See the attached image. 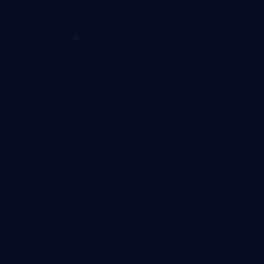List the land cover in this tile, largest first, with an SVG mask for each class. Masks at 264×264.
I'll use <instances>...</instances> for the list:
<instances>
[{"label": "water", "instance_id": "1", "mask_svg": "<svg viewBox=\"0 0 264 264\" xmlns=\"http://www.w3.org/2000/svg\"><path fill=\"white\" fill-rule=\"evenodd\" d=\"M0 264H264V0H0Z\"/></svg>", "mask_w": 264, "mask_h": 264}]
</instances>
